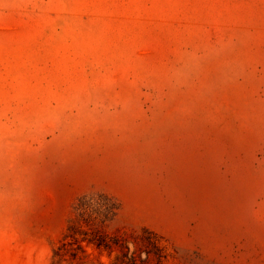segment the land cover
<instances>
[{"label": "rangeland", "instance_id": "1", "mask_svg": "<svg viewBox=\"0 0 264 264\" xmlns=\"http://www.w3.org/2000/svg\"><path fill=\"white\" fill-rule=\"evenodd\" d=\"M60 247L264 264V0H0V264Z\"/></svg>", "mask_w": 264, "mask_h": 264}, {"label": "trees", "instance_id": "2", "mask_svg": "<svg viewBox=\"0 0 264 264\" xmlns=\"http://www.w3.org/2000/svg\"><path fill=\"white\" fill-rule=\"evenodd\" d=\"M80 207L83 210H91L92 214H98L103 218H108V216H114L116 214L114 207L111 205V199L103 196H98L96 199L94 197L83 199L80 201ZM72 237L77 240L75 236ZM83 241L96 246L98 249L110 247V244L104 237L96 235L89 239L83 238ZM62 250L63 248L61 249L60 247L54 252V259H57V262H54V264H60L62 261V257L64 255L62 254ZM73 257L76 258V255L73 254Z\"/></svg>", "mask_w": 264, "mask_h": 264}]
</instances>
